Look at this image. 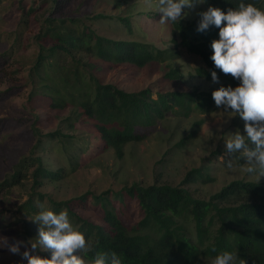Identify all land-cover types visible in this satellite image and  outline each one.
<instances>
[{
    "label": "trees",
    "instance_id": "1",
    "mask_svg": "<svg viewBox=\"0 0 264 264\" xmlns=\"http://www.w3.org/2000/svg\"><path fill=\"white\" fill-rule=\"evenodd\" d=\"M53 2L57 4L58 0ZM238 2L204 0L203 4L207 9L218 7L227 12L229 8H235ZM245 2L264 9V0ZM10 4L14 10L9 9L11 12L3 14L2 19L12 29L4 40L0 36V58L8 65H20L21 62H16L19 57L26 59H23V64L30 63L27 83L32 90L29 103H32L34 96L42 95L50 100L53 109L70 110L63 123L76 132H81L83 121H89L96 131L94 138L99 139L106 148L113 149L119 157L123 156L126 146L141 143L156 133L169 116L189 117L194 113L207 115L214 112L217 106L212 92L221 86L234 88L239 84L238 80L215 68L211 60V42L219 39V28L210 26L206 31L198 32L201 17L189 23L181 20L168 22L173 33L172 47L165 48L145 41L112 40L99 35L92 23L105 19L106 16L102 14L86 18L90 21L86 24L77 14L64 18L53 13L54 5L49 14L45 9L38 11L35 7L27 8L14 2ZM48 6L49 3L45 7ZM14 13L18 14L17 20H13ZM119 20L131 30L129 18ZM32 37L36 40L33 44L34 54L25 58ZM179 46L190 55L194 77L214 83L211 72L217 73L219 82L214 83L217 86L215 90L156 95L150 88L126 92L114 85L102 84L80 68V60H76L77 55L83 54L104 62L139 68L158 64L167 69L165 75L168 80L182 81L183 74L172 66L181 57ZM63 57L70 59L74 65L61 62ZM3 66L0 65V73L6 67ZM39 120L36 117L31 128L36 143L30 157L20 161L11 179H6L0 189L18 184L21 170L26 165L34 168L33 191L46 179L59 180L65 176V169L53 172L45 166L42 156L35 154L39 149L44 151L45 143H58L73 170L78 162L74 161L76 155L72 152L88 151V145L79 146L78 138L73 134L56 131L44 135L40 128L35 127ZM202 123L203 120L195 123V126ZM199 179L203 183L212 182L211 177L204 176L201 169H194L177 187L133 184L120 191L82 196L80 200L86 201L88 198L92 204L101 207L103 225L74 213L68 201L49 200L50 209L56 213L67 210L70 220L74 221L86 240L93 241L94 252L115 251L122 264H199L202 258L213 259L221 252L236 250L247 264H264V184L233 181L206 201L195 198L185 187ZM33 197L43 203L45 195L34 192L25 202L23 208L29 215H36L40 211ZM126 198L136 202L142 213L137 224L128 225L120 214L117 204L123 206ZM94 252L85 253V258L91 259Z\"/></svg>",
    "mask_w": 264,
    "mask_h": 264
},
{
    "label": "rangeland",
    "instance_id": "2",
    "mask_svg": "<svg viewBox=\"0 0 264 264\" xmlns=\"http://www.w3.org/2000/svg\"><path fill=\"white\" fill-rule=\"evenodd\" d=\"M11 2L27 8L35 7L38 11L45 9L49 14L54 5L53 13L64 18L77 14L86 24L90 23L86 18L102 14L106 18L94 21L92 27L103 37L122 41H145L159 47H172V29L168 22L159 23L161 14L156 11L157 0H150L151 6L149 0H58L57 4L53 0H0L1 40H4L12 29L2 19L3 14L14 10L9 6ZM47 3L48 8L45 7ZM205 11L207 8L203 3L196 4L194 8L186 7L181 21L193 22ZM124 17L129 18L131 30L119 20ZM14 19H18V14H13ZM33 37L29 39L30 48L26 49L25 58L34 54L33 44L36 40ZM178 51L181 57L174 61L172 66L183 74L182 81L168 80L165 75L167 69L158 64L139 68L128 64L104 62L83 54L77 55L76 60H80V68L102 84H111L126 92H139L150 88L156 95L215 90L216 84L193 76V63L189 53L180 46ZM23 59H16L17 63L21 62L20 65L10 61L8 65L0 58V65L6 66L3 73H0V185L6 179H11L23 158L30 157L36 143L31 130L36 117L40 120L35 127L40 128L44 135L56 131L73 134L78 138L79 146L88 145V151L72 152L76 155L74 161L78 162L73 170L69 158L58 143H45L44 151L39 149L35 154L42 156L45 166L51 171L65 169V176L59 180L46 179L43 185L37 186L33 191L34 168H28L25 164L21 170L20 182L0 189V237H6L9 244L38 237L39 225L32 220L35 214L29 215L23 208L34 192L45 195L43 204L48 209L51 207L49 200L68 201L74 213L103 225L101 207L92 204L88 198L86 201L80 200L82 196L89 193L99 195L110 190L120 191L133 184L143 187L168 184L177 187L194 169H201L204 176L211 177L212 182L203 183L199 179L185 187L195 198L206 201L233 181L258 182L256 175L246 172L243 159L234 160V164L238 165L234 169H228L220 159L224 155V140L227 134H234L239 130L242 135H246L244 121L239 115L230 113V109L225 111L220 107L207 115L194 113L189 117L169 116L160 124L156 133L141 143L126 146L123 156L119 157L113 149L106 148L99 139L94 138L96 131L89 121H83L81 132H76L63 123L70 110L53 109L50 100L42 95L34 96L32 103H29L32 89L27 83V78L31 65L28 62L23 64ZM61 62L68 66L73 64L66 57H63ZM201 120L203 123L195 126V123ZM259 182L264 184V177H261ZM32 199L38 205V199ZM117 206L120 207V214L128 225L137 224L141 220L142 213L136 202H130L126 198L123 206ZM70 221L77 228L74 221ZM38 254L48 258L51 255L48 251H39ZM211 260L202 258L199 264H211ZM0 264H27V261L22 260L19 255L11 254L7 247H0Z\"/></svg>",
    "mask_w": 264,
    "mask_h": 264
},
{
    "label": "clouds",
    "instance_id": "3",
    "mask_svg": "<svg viewBox=\"0 0 264 264\" xmlns=\"http://www.w3.org/2000/svg\"><path fill=\"white\" fill-rule=\"evenodd\" d=\"M203 2L157 0L156 11L161 14L159 23L179 22L186 7L194 8ZM200 16L198 32H204L210 26L219 28V39L211 42V60L215 68L239 81L234 88L221 86L212 92L217 108L230 109V113L239 115L246 133L242 135L237 130L227 134L224 155L220 159L228 169L238 167L234 164L235 159H243L246 172L256 175L259 182L264 177V9L239 0L236 7L227 12L209 7ZM211 77L214 83L219 82L215 71L211 72ZM37 206L40 211L32 220L39 225L38 237L12 244L6 237H0V247H7L11 254L19 255L27 264H122L115 251L94 252L93 241L86 240L85 235L73 226L67 210L56 213L43 203ZM22 247L24 251L21 252ZM39 251L50 252V258L42 257ZM93 252L91 259L85 258V253ZM211 264H247V261L240 258L236 250L217 254Z\"/></svg>",
    "mask_w": 264,
    "mask_h": 264
}]
</instances>
